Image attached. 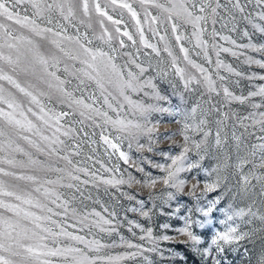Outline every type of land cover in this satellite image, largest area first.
Returning a JSON list of instances; mask_svg holds the SVG:
<instances>
[{
    "label": "rangeland",
    "instance_id": "rangeland-1",
    "mask_svg": "<svg viewBox=\"0 0 264 264\" xmlns=\"http://www.w3.org/2000/svg\"><path fill=\"white\" fill-rule=\"evenodd\" d=\"M72 2L77 6L76 14L69 20H65L58 11H53L50 16L45 13L42 17H36L37 23L41 27H50L54 31L61 32V36L57 39L69 51L78 49L75 38L79 37V42L93 51L99 50L108 53L125 74L129 70L139 74L136 64L141 65L145 69L144 73L140 75L141 83L151 80L152 85H155V90L144 83L142 90L137 92L126 90L125 94L133 101L146 105H157L160 108L171 109V111H153L150 114L151 124L156 125V131L151 134V139L147 134L140 135L138 138H128L127 133L118 130V127H114L111 123H106L103 117L92 114L93 119L89 120L87 116H81L79 110L73 111L68 106V102L61 103L60 93L55 89H49L48 84L45 83V80L53 84L56 83L55 79L47 76L46 73L37 75L22 71L10 73L22 85L31 86L30 90L37 95L50 116L55 117L61 112L71 114L61 117L58 124L53 119L51 121L53 126L49 127L38 120L37 116L27 113L28 118L41 127L45 136L51 137L57 127L61 129L56 132V136L64 141L63 145H57L61 149L59 155L48 156L46 152H37L25 141H18L21 147L32 153L33 159L43 162V170H39L41 167L39 165L16 169H12L8 165H0L9 171L37 174L40 179L39 185L28 181H18L2 174H0V179H4L10 187L14 185L18 191L32 192L42 203L51 208L52 213L31 209L38 214L49 215L52 220L57 222V225L47 222L48 227L58 231V226H62L68 232L84 236L88 240L95 239L104 245H110V247L100 249L98 253L85 249V251H89V255L117 256L125 252L137 251L134 248H128V242L143 245V255L125 258L114 262V264H211V261L206 262L204 257L194 250L192 242L187 241V237L178 234L177 229L184 226L182 217H190L193 221H207L203 227L193 224L191 229L201 238L200 244L195 246L201 250L209 247L216 232H224L229 226H238L240 231L249 232L250 239L242 240L238 245L224 246L225 252L221 254L222 264H257L258 258L264 253V222L254 217L234 218L229 221L227 215L231 214L229 209L234 211L244 208L247 210L249 207L257 213V216L264 215L262 183L250 176L251 172H255L256 175L264 174V167H260V150L258 148L255 150L254 157L250 154L253 151V145L264 143V140L259 139V137H264V132L260 131V125L252 126L251 119L243 121L249 126L247 131L240 123V118L247 117L253 112L264 111V108L254 109L251 106L253 102L260 104L264 103V100L256 96L241 104L239 101L228 100L223 89L226 87L236 96L247 97L249 92H254L259 86L264 85V79H260V77H264V68L257 63H249L247 59L252 57L253 60H264V52L241 47L249 43L257 46L264 45V33L255 27V25H264V20H261L257 15L264 10V5L258 4L257 0H240V3L245 6V12L241 14L232 8V3L229 0H219V3L224 7L218 9L219 15L215 18L216 23L213 24L209 19L207 24L201 25L205 29L202 39L207 41V54L210 58L206 59L204 49L197 46L196 40L192 36V25L175 19L177 30L173 32L172 22L165 18L166 14L155 7H142L139 0H117L116 5L111 4V0H99L102 8L107 5L106 10L112 20L95 11L94 0H88L89 14L87 16L83 13L82 0H72ZM122 2L131 4L138 13L139 25H137L136 18H133L127 9L120 7ZM159 2L167 5L168 0H159ZM45 3H53V0H45ZM215 3L216 0H212V6H215ZM18 10L21 15L31 16L33 12L31 5L27 3L20 5ZM146 11L151 14L147 19L145 18ZM206 11L210 12V9ZM151 16H157V21L153 22ZM232 16L235 17L234 20L231 19ZM245 16H248L249 19H245ZM49 18L51 23H48ZM113 21H120V23L114 24ZM12 27L18 26L12 25ZM105 29L107 32L104 31ZM213 29L219 35H213ZM141 30L144 40L148 44L155 45L158 52L143 43ZM20 31L24 35H32L27 29ZM125 32L131 35V40L124 35ZM109 35H111V39H109ZM178 35L181 36L179 41L176 39ZM225 36L230 39L224 40ZM64 37H73L74 39L68 41ZM33 39L40 44V51L45 56L56 55L59 57L57 64L49 61L48 72H54L60 80L65 81L64 88L71 92L74 98H83L94 108L106 112L112 120L136 121L139 119L133 114V109L113 84L105 82L106 91L102 95L96 82L89 80L82 72L78 71L86 66L81 64L80 60H70L60 53L51 43L50 35L48 39L38 37H33ZM121 40L123 46L120 44ZM232 41H235V44ZM214 43L222 48H229L231 51H220L217 56V50L212 47ZM181 45L188 50L189 59L207 69L208 74L215 81L216 92L207 90L206 85L202 82V74L184 59ZM165 48L171 51V56L168 51H165ZM232 52H236L237 55H233ZM173 56L176 58L175 66L172 63ZM217 59L225 67H217ZM66 65L68 71H65ZM226 66H231L235 71L230 72ZM177 67L184 70L185 78L189 75L195 76L201 83L193 80L189 88L185 89L184 81L176 72ZM87 70L92 71V69ZM40 74L44 75L45 80L37 78ZM81 79L84 81L83 84L80 83ZM0 85H3L4 94H13L19 102L23 103L25 110L30 107L33 112L39 113V107L29 103L28 98L19 93L7 81L0 80ZM154 91L158 92L160 97H167V99H157ZM41 93H45V95H41ZM105 96L108 97V103L112 105L111 108L105 103ZM176 105L183 110H190L195 105H199V108L194 119L189 118L185 121L183 116L175 115L173 106ZM0 107L9 110L4 104H0ZM225 114H227V118H225ZM256 118L259 119V116L257 115ZM200 119L207 120V124L202 127L203 131H209L210 134L206 143H201V147L197 149L195 144L204 139L203 131H197L195 127L186 132L181 130L185 122L195 125ZM217 121H223V123L217 124ZM69 128L74 131L69 136H64L63 132ZM218 130L222 140L220 147L215 143V134ZM233 132L236 136L241 137L239 142L233 137ZM184 135L189 137L187 142L184 140ZM103 137H107L109 141L119 145V150L125 152L129 157L128 163L119 157L118 151L113 150L105 143ZM33 139H39V137L34 136ZM41 143L44 142L41 141ZM138 144H142L144 147L140 148ZM149 147H151V151L148 150ZM185 147L188 148L185 168L188 163H196L198 166L190 171L179 173V179L186 181L184 191L177 192L175 188L164 185L160 180H157L155 187L150 186L149 179L167 175L163 168L156 167V165H171V158L179 156ZM2 155L4 153H0V156ZM15 155L18 160L27 161V157L22 154ZM65 155L70 157L72 165H68L62 159ZM245 159L249 163L245 164L242 169L238 168L237 165L240 161ZM254 165L255 167H253ZM74 168H85L88 169V172H75ZM57 169L72 170L73 175H78L80 179L72 180L67 176V171L60 172ZM91 173H95V177ZM243 175L250 176L251 183L247 191H244L242 186ZM59 177H63V179L56 182ZM129 177L133 179L129 180ZM101 178L123 179L127 182L120 185H108L104 184ZM47 181L56 183L49 184ZM84 181H88V183H84ZM216 182H219L220 187L212 192L204 191L205 184ZM69 184L74 187H68ZM193 184H198L194 196L188 194ZM37 186L41 189L39 193L34 191ZM46 188L51 189L47 196L44 195ZM169 192L174 194V198L168 197ZM217 196L222 198L217 209H213L210 216L205 217L202 212L198 211L199 208L206 207L208 201L214 200ZM4 199L15 202L12 198L4 197ZM53 200H56L55 204L52 203ZM65 201L67 202V212L61 206ZM73 210L75 211L73 212ZM55 213H60V215ZM95 213H99L100 216H96ZM85 217L86 219H84ZM100 217L111 221L110 225H103L101 221L104 228L111 227L115 231H101L100 227L96 225ZM82 220L83 223H81ZM246 221L251 222L246 223ZM165 224L169 227H162ZM149 228L152 230V236L157 238L159 248L157 252L147 251L153 246L147 238V229ZM164 235L171 239L167 241L159 239ZM141 237L145 238L141 239ZM61 239L63 240V238ZM76 246L84 247L80 244ZM213 254L215 255V253ZM144 257H147V260ZM52 259L54 264H62L59 258Z\"/></svg>",
    "mask_w": 264,
    "mask_h": 264
},
{
    "label": "snow or ice",
    "instance_id": "snow-or-ice-1",
    "mask_svg": "<svg viewBox=\"0 0 264 264\" xmlns=\"http://www.w3.org/2000/svg\"><path fill=\"white\" fill-rule=\"evenodd\" d=\"M139 2L142 7H155L162 13L166 14L165 18L172 22L173 32L177 30L175 19L183 20L185 24L192 25V36L195 38L197 46L202 47L204 49L205 58L210 59L207 54V41L202 39L205 29L201 27V25L207 24L209 19L212 20L213 24L216 23L215 18L219 15L218 9L224 7L219 3V0H216L215 6H212V0H168L167 5L165 3H160L159 0H139ZM229 2L232 3V8L238 10L241 14L245 12V6L240 3V0H234V2L233 0H229ZM24 3L31 5L33 9L31 16L27 14L21 15L18 10L19 6ZM257 3L264 5V0H257ZM111 4L116 5L117 0H111ZM76 7L77 6L72 0H53V3H45V0H0V62H2L0 63V80L7 81L16 88L19 93L28 98L29 103L35 104L39 107V113L33 112L30 107L25 110L23 103L19 102L11 93L5 95L3 85H0V104L6 105L7 109H9L6 110L5 108L0 107V153H4V155L0 156V165H8L12 169L39 165L41 166L39 170H43V162L33 159L32 153L21 147L18 141L23 140L31 148L36 149L37 152H46L48 156L59 155L61 149H59L57 145H63L64 141L56 136V132H59L61 129L60 127H57L51 137L45 136L43 135L41 127L29 119L27 113H32L33 116H37L38 120L42 121L44 125L49 127L53 126L51 124L53 119L58 124L61 117H66L71 114L61 112L55 117L50 116L49 113L45 111V108L41 104L37 95L30 90L31 86L22 85L21 82L10 73H17L18 71L25 73L30 72L32 75L46 73L47 76L55 79V84L45 80L43 74L38 75L37 78L45 80L49 89H55L56 92L60 93L61 103L68 102V106L72 108L73 111L79 110V114L81 116H87L89 120L93 119L92 114L103 117L106 123H111L114 127H118V130L127 133L128 138H138L140 135L147 134L149 139H151V134L156 131V125L151 124L149 119L150 114L153 111H171V109L160 108L157 105H146L138 101H133L125 94L126 90H131L133 92L142 90L144 83L150 85L155 90V85H152L151 80L141 83L140 75L145 71L141 65L136 64V67L139 69V74L134 73L131 70L125 74L124 71L114 63V58L108 53L99 50L93 51L91 48L80 43L79 37L75 38L78 49L69 51L62 46L61 42L57 39L61 36V32L54 31V29L50 27H41L40 24L37 23L36 17H42L45 13H48L50 16L53 11H58L65 20H69L70 17L75 16ZM94 7L95 11L101 16H107L109 20H112V17L108 16L106 10L107 5L102 8L99 0H94ZM120 7L127 9L132 17L136 18L137 25H139L140 21L138 19V13L131 4L122 2L120 3ZM82 8L84 15L87 16L89 14L88 0H82ZM207 9H210V12H207ZM225 10L227 11V9ZM150 15L149 12H145L146 19ZM257 15L261 20H264V10L257 13ZM244 18L249 19L248 16H245ZM157 19V16H151L153 22H156ZM231 19L234 20L235 17L232 16ZM51 22L52 21L49 18L48 23ZM113 23L118 24L120 21H113ZM101 24H103V21H101ZM12 25L18 27H12ZM255 27L260 32L264 33V25H255ZM23 29H27L32 35L29 36L22 34L20 30ZM104 31L107 32V29ZM117 31L119 32V29H117ZM49 35L52 37L51 43L56 46L60 53H63L64 56L70 60H80V63L86 66L78 71L82 72L89 80H94L97 86L101 89L102 95L106 91L104 87L105 82L113 84L119 90V94L123 96L124 100L127 101L128 105L133 109V114L138 116L139 119L136 121H125L122 119L112 120L106 112H101L99 109L94 108L92 104L86 103L83 98H74L73 94L64 88L65 81L60 80L54 72H48L49 61L51 60L53 64H57L59 63V57L56 55L50 57L45 56L40 51V44L33 39V37L48 39ZM124 35L128 36L129 40L132 39L131 35L127 32H125ZM213 35H219V33L215 32V29H213ZM245 35H247V33H245ZM64 39L72 41L74 38L64 37ZM109 39H111V35H109ZM161 39H163V37H161ZM176 39L179 41L181 36L178 35ZM223 39L229 40L230 37L225 36ZM141 40L148 47H151L153 51H159L155 45L148 44L147 41L144 40L142 30ZM232 43L235 44V41H232ZM120 44L123 46L122 40L120 41ZM212 47L217 50V56H219L220 51H231V49L222 48L215 43ZM241 47L250 48L257 52H264V45L257 46L253 43H249L247 45H242ZM113 51L115 50L113 49ZM165 51H168L170 56L172 55L171 51L167 48H165ZM181 51L184 53V59L202 74V82L206 85L207 90L209 92H216L215 81H213L211 75L208 74L207 69L189 59L187 54L188 50L183 48L182 45ZM232 54L237 55L236 52H232ZM247 59L249 63L254 62L264 68V60H253L252 57H248ZM132 63H135V61H132ZM172 63L175 66L176 58L174 56ZM216 63L217 67H225L219 59H217ZM226 67H228L230 72L235 71L231 66ZM87 69H92V71L90 72ZM65 71H68L67 65L65 66ZM176 72L184 81L185 89L189 88V85L193 80H196L197 83H201V81L197 80L195 76L189 75L185 78L184 70L179 67L176 68ZM237 75L240 74L237 73ZM221 79L223 78L221 77ZM260 79H264V77H260ZM80 83L83 84L84 81L81 79ZM223 92L228 100L239 101L241 104L256 96H259L264 100V85L259 86L254 92H249L247 97L236 96L226 87L223 89ZM145 94L147 95V93ZM41 95H45V93H41ZM154 95L157 99H167V97H160L159 93L155 91ZM104 100L105 103L108 104V107L111 108L112 105L108 103L107 96L104 97ZM251 106L254 109H261L264 108V103L257 104L253 102ZM173 107L175 109V115L183 116L184 120L187 121L189 118H195L199 105L193 106L190 110H183L178 105ZM257 115L259 116V119L256 118ZM225 118H227V114H225ZM247 119L252 120V126L260 125V131L264 132V111H259L258 113L253 112L247 117L240 118V123L245 131H247L249 126L244 124L243 121ZM221 123H223V121H217V124ZM206 124V119H200L195 125L185 122L181 131L186 132L193 127H195L197 131H203L202 126ZM73 131V129L69 128L63 132V135L69 136ZM29 133H31V135H29ZM209 134V131H203L204 139L200 143L195 144L197 149L201 147V143H206ZM242 135L243 133L241 136ZM34 136L39 137V139H33ZM215 136L216 145L218 147L222 146L219 130L216 132ZM233 137L238 142L241 140V137L236 136L235 132H233ZM103 139L109 147L119 152V157L122 158L125 163H128L129 157L125 152L119 150V145L117 143L109 141L107 137H103ZM259 139L264 140V137H259ZM184 140L187 142L189 137L184 135ZM41 141L44 143H41ZM129 147H131V144H129ZM138 147L143 148L144 145L138 144ZM257 148L261 152L260 167H264V143L253 145V151L250 154L254 157ZM148 150L151 151V147H149ZM187 152L188 148L185 147L179 156L172 157L171 165H156V167L163 168L167 175L149 179L148 183L150 186L155 187L157 180H160L164 185L175 188L177 192H183L186 181L179 179V173L186 170L190 171L192 168L198 166L196 163H188L185 168ZM17 153L27 157V161L18 160L15 155ZM62 159L65 160L68 165H72V160L68 155L63 156ZM247 163H249L248 160H241L237 167L242 169ZM253 167H255V165ZM57 171H67V176L72 180L80 179L78 175H73L72 170L57 169ZM74 171L87 173L88 169L74 168ZM140 171H143V169H140ZM0 174L18 181H28L35 185L40 184L39 176L35 173L25 174L23 172L9 171L5 167L0 166ZM91 175L95 177L96 174L91 173ZM250 176L257 181H260L262 183V189H264V174L256 175L255 172H251ZM250 176H242V186L244 191L248 190V186L251 183ZM60 179H63V177H59L56 182H59ZM101 179L104 184L108 185H120L127 182L123 179ZM132 179V177H129V180ZM56 182L47 181L49 184ZM84 183H88V181H84ZM67 186L74 187L72 184ZM197 186L198 184H193L188 194L194 196ZM218 187H220L219 182L205 184L204 191L212 192ZM34 191L39 193L41 189L37 186ZM50 192L51 189H44L45 196ZM261 194L264 195V191H262ZM4 197L12 198L15 202H12V200H6ZM168 197L172 199L174 198V194L169 192ZM221 198V196H217L214 200L208 201L207 206L199 208L198 211L202 212L205 217L210 216L213 209H217ZM57 199H59V196H57ZM52 203L55 204L56 200H53ZM61 206L64 207L65 212H67V202L65 201ZM33 208L40 209L41 212L52 213V209L42 203L38 197L32 194V192L18 191L14 185L10 187L4 179H0V209H3V211H0V264H54L52 258H59L62 261V264H114V262L124 260L125 258H134L138 255H143V245L133 244L131 242L127 243V247L134 248L137 251L125 252L117 256L89 255V251L98 253L100 249L110 247V245H104L95 239L88 240L84 236L68 232L62 226H58L59 230L56 231L52 227H48L47 222H51L53 225H57V222L52 220L49 215H41L32 211L31 209ZM219 210L223 211L222 209ZM74 211L75 210H73V212ZM228 211L231 213L230 215H227V220L229 221L234 220V218L243 219L244 217H254L261 222H264V215L257 216V213L253 212L251 207L247 210L240 208L234 211L229 209ZM55 214L60 215V213ZM95 215L98 217L100 216L99 213H95ZM144 215H147V213H144ZM84 219H86V217ZM181 219L184 220V226L177 229L178 234L187 237V241L192 242L194 250L199 253L200 256L204 257L206 262L211 261V264H222L221 254L225 252V245H238L240 241L250 239L249 232L240 231L238 226H229L224 232H216L209 247L201 250L200 248L195 247L200 244L201 238L191 229L193 224L203 227L207 221H193L190 217H182ZM101 221L103 225L111 224V221L100 217V220L96 222V225L100 227L101 231H115V229L111 227L104 228ZM250 222L251 221H246V223ZM81 223H83V220ZM137 227H139V225H137ZM162 227L168 228L169 225L165 224L162 225ZM61 238H63V240ZM144 238L145 237H141V239ZM147 238L153 245L151 248L147 249V251H159L157 238L152 236V230L150 228L147 229ZM121 239L123 240V237H121ZM159 239L167 241L170 240L171 237L164 235ZM78 244L84 245V247L76 246ZM85 249H88L89 251H85ZM213 253H215V255ZM144 258L147 260V257ZM257 264H264V253L258 258Z\"/></svg>",
    "mask_w": 264,
    "mask_h": 264
}]
</instances>
